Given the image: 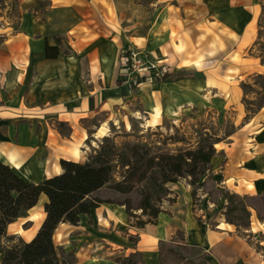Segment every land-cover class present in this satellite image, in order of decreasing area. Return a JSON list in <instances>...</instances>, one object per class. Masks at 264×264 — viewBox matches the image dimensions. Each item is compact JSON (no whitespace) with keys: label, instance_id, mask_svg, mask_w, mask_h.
Returning a JSON list of instances; mask_svg holds the SVG:
<instances>
[{"label":"crops","instance_id":"obj_1","mask_svg":"<svg viewBox=\"0 0 264 264\" xmlns=\"http://www.w3.org/2000/svg\"><path fill=\"white\" fill-rule=\"evenodd\" d=\"M156 1L146 35L137 38L124 29L115 0H18L22 14L13 28L0 14V160L39 183L63 172L61 160L86 162L103 126L124 120L136 103L144 126L209 108L234 125L217 134L205 181L219 193L216 218L205 212L212 202L196 208L195 189L183 179L166 185L175 202L162 203L155 223L138 228L124 206L103 203L78 225L60 223L54 244L57 252H72L76 264H123L132 253L145 264H161L160 243L177 245L195 264H264V210L248 206L249 225H236L226 219L224 195L264 196V104L249 112L242 88L251 84L254 99L261 91L255 83L264 76L256 52L261 0ZM57 12L73 18L62 20L64 30L57 29ZM130 47L184 76L131 87L123 75ZM47 200L42 195L8 226L7 236L33 240Z\"/></svg>","mask_w":264,"mask_h":264},{"label":"trees","instance_id":"obj_2","mask_svg":"<svg viewBox=\"0 0 264 264\" xmlns=\"http://www.w3.org/2000/svg\"><path fill=\"white\" fill-rule=\"evenodd\" d=\"M183 76L182 73L165 71L157 81L168 82ZM243 88L251 89L246 84ZM218 141L219 138L205 133L196 146L170 152L161 149L153 151L152 147L142 143L128 144L119 149L106 137L99 149H93L86 162L61 160L63 172L39 183L21 178L0 160V264H62L54 244V232L59 224L78 225L82 214H89L103 203L124 206L128 216L136 219L134 226L138 228L155 223L163 211L162 203L175 202L173 193L166 186L168 183L190 178V185L201 187L204 183L201 179L211 177V161L217 153ZM118 169L121 170L119 179L116 177ZM104 188L126 198L116 202L97 197L96 193ZM134 191L140 195L137 206H134L130 196ZM42 195L48 199L44 205L46 218L36 237L30 242L3 244L8 226L35 207ZM226 197L229 202L225 212L228 221L231 222L230 218L234 216L230 215L237 211L249 216L240 197L231 193H227ZM135 210L141 211V215L134 214ZM165 244L160 243L159 246L161 264H195L192 259L180 255L172 247H165Z\"/></svg>","mask_w":264,"mask_h":264},{"label":"rangeland","instance_id":"obj_3","mask_svg":"<svg viewBox=\"0 0 264 264\" xmlns=\"http://www.w3.org/2000/svg\"><path fill=\"white\" fill-rule=\"evenodd\" d=\"M115 2L119 11L120 20L122 21L124 29L127 30L128 35L132 38L145 36L154 17V9L157 1L115 0ZM18 3V0H2V4L0 5V8L3 10L0 14L4 17L6 21H8L11 28L15 27L18 24L20 16L22 14ZM43 3H41V5H43ZM261 6L262 17L260 19L259 24V43L257 45L256 52L260 54L259 56L262 57V61L264 62V0H261ZM66 17L70 18L71 15L66 16L61 12L55 13V18L58 22H61L60 27L57 26L58 30H64V25H66V23H62V20ZM71 19L73 18L71 17ZM165 71H167V69H165ZM127 82L128 84H130L131 87H138V85H136L131 80L127 79ZM255 83L259 84L261 87V91L258 92V96L256 99L253 98L254 95H251V92L254 91L255 88L252 87L251 84L243 83L251 87V89H244L242 84V88L244 91L243 104L246 105L248 111H251L252 113L256 112V110H258L264 104V78L261 76L257 77ZM249 104L253 105L250 106ZM138 111L139 106L138 103H136L134 108L131 109V112L128 114L127 117L124 118V120L117 121L114 124H105L102 130L104 131V134H100L97 139H94V145H96L94 149H99L100 146L104 143L105 138L108 137L113 142H115L119 149H123L128 144L142 143L152 147L153 151H158L161 149L165 151L175 152L178 149L186 146H196L197 143L204 138L205 133H208L209 136L214 135L215 138H219L217 137V134H219L220 132L231 133L234 130V125H232L229 120H221L220 118L215 116V112L213 110L206 107H197L191 111L189 116L183 114L181 116L180 121H175L174 123L166 120L163 122L164 124L162 126L141 125L138 119L139 117L142 118V116ZM247 116H249V114ZM120 172L121 170L118 169V173L116 175L117 179L120 178ZM183 179H186L188 182L190 180V178ZM207 179L211 178L203 177L201 179V182H204L201 187L197 185L194 187L192 185L191 186L196 191L194 199L196 200L195 203L197 205V209L205 210V201L212 202L213 205H207L206 203L209 209L205 211L206 213L210 214L211 221V219L216 218L217 213L219 212L214 206V202H216L219 198V193L212 184H205V181ZM226 194L227 193L224 194L225 197ZM96 196L101 199H110L116 202L123 201L126 198L125 195L116 194L113 190L109 188L97 193ZM130 196L133 199V202L135 204L134 206H137L140 200L139 193L137 191H134ZM240 199L247 207L249 216H246L245 212L237 211L230 215L234 216L230 219L231 222H234L236 225L248 226L250 218V211L248 210V206L259 210H264V196L245 195L243 197L240 196ZM37 207H39V205ZM137 213H139L138 215H141V212L135 210L134 214ZM203 214L205 213H201V215ZM143 219L147 220L148 218L143 217ZM133 220L135 221L136 219L133 218ZM20 238L21 237L18 236H7L6 234V236L3 238V244H17V242L21 240ZM179 238H182V236L180 235ZM132 239L136 241V238L132 237ZM165 247H172L176 251L182 253L181 250H178L177 245L165 244ZM58 253L60 255V260L62 264H76V257L72 252L68 253L64 252L62 249H59ZM184 253H186V251ZM1 260L2 258L0 259V263ZM169 260L171 262L174 261L173 259ZM121 262L124 264H145L142 261V258L139 253H132L129 256L125 257L124 261Z\"/></svg>","mask_w":264,"mask_h":264},{"label":"built area","instance_id":"obj_4","mask_svg":"<svg viewBox=\"0 0 264 264\" xmlns=\"http://www.w3.org/2000/svg\"><path fill=\"white\" fill-rule=\"evenodd\" d=\"M164 71L159 61L143 49L130 47L123 54V75L136 85L156 81Z\"/></svg>","mask_w":264,"mask_h":264},{"label":"bare ground","instance_id":"obj_5","mask_svg":"<svg viewBox=\"0 0 264 264\" xmlns=\"http://www.w3.org/2000/svg\"><path fill=\"white\" fill-rule=\"evenodd\" d=\"M2 258V256H0V259Z\"/></svg>","mask_w":264,"mask_h":264}]
</instances>
